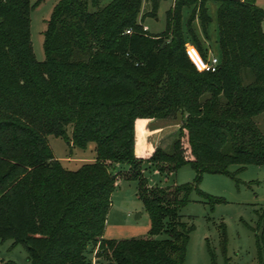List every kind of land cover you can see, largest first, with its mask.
Returning <instances> with one entry per match:
<instances>
[{
    "label": "trees",
    "instance_id": "trees-1",
    "mask_svg": "<svg viewBox=\"0 0 264 264\" xmlns=\"http://www.w3.org/2000/svg\"><path fill=\"white\" fill-rule=\"evenodd\" d=\"M32 1L0 0V238L24 244L31 264H185L194 225L180 211L203 174L264 164L255 120L264 112V10L255 0H219L221 63L201 72L185 51L183 9L192 8L187 32L207 58L193 21L199 16L206 33L208 0H175L160 33L139 22L143 0H59L44 60L33 49ZM149 1L157 16L161 0ZM179 115L171 152L136 155L137 118ZM49 135L71 148L95 143L94 160L66 167ZM186 164L197 173L193 184H152L146 173L149 166L170 175ZM123 181L137 182L151 228L105 238ZM221 242L226 250L225 227ZM258 248L264 264V231Z\"/></svg>",
    "mask_w": 264,
    "mask_h": 264
},
{
    "label": "rangeland",
    "instance_id": "rangeland-1",
    "mask_svg": "<svg viewBox=\"0 0 264 264\" xmlns=\"http://www.w3.org/2000/svg\"><path fill=\"white\" fill-rule=\"evenodd\" d=\"M59 0L32 1L31 39L35 56L38 60L45 59L44 31ZM175 0H161L157 16L149 15L152 2L143 0L138 16L139 22L148 28L150 33L163 32L167 27V11ZM257 6L264 10V0H255ZM207 7L211 21L205 30L199 16L193 21V28L202 42L209 49V55H219L218 10L219 0H208ZM192 8L183 9V28L186 32L187 44H194L187 32ZM264 28V22H263ZM195 45V44H194ZM183 115L177 118L159 119L168 123L163 139L158 146L172 151V144L178 137ZM257 124L264 129V112L255 118ZM71 129H69V133ZM49 142L55 155L70 169H77L83 163L95 158V143L87 148L73 147L55 135H49ZM230 171L234 174L212 173L203 174L198 189L191 191L190 201L181 208L184 221L194 225L187 246L185 264H258V238L263 237L264 222L260 214L264 210V164H248L240 169L233 164ZM152 184L178 183L180 185L196 182L197 173L192 165L186 164L170 175H162L158 171L146 168ZM211 198L222 201L212 204ZM109 216L107 237L124 238L146 235L151 228V219L143 202L137 196V182L123 181L118 184L114 195V205ZM108 222V220H107ZM225 227L227 249L221 242V232ZM0 264H31L28 260L27 248L12 239L0 238Z\"/></svg>",
    "mask_w": 264,
    "mask_h": 264
},
{
    "label": "crops",
    "instance_id": "crops-1",
    "mask_svg": "<svg viewBox=\"0 0 264 264\" xmlns=\"http://www.w3.org/2000/svg\"><path fill=\"white\" fill-rule=\"evenodd\" d=\"M208 56L209 55V49H207ZM218 57L221 56V51H220V56L216 55ZM168 123H162L160 122L159 119H154V118H137L135 121V153L137 156H142V157H148L150 156L156 147L161 143V140L164 138L163 134L166 130ZM94 160V158L92 159ZM114 195L115 191L113 193L112 197V207L109 212V216L111 215L110 213L112 212V208L114 205ZM108 216V222L106 225V231H105V238L107 237V229H108V223H109V217ZM112 238V237H111Z\"/></svg>",
    "mask_w": 264,
    "mask_h": 264
},
{
    "label": "built area",
    "instance_id": "built-area-1",
    "mask_svg": "<svg viewBox=\"0 0 264 264\" xmlns=\"http://www.w3.org/2000/svg\"><path fill=\"white\" fill-rule=\"evenodd\" d=\"M144 29L148 30L146 26H144ZM127 33H131V29H128ZM185 51L198 71L215 72L221 63L220 57L216 55L208 56L207 58H205L198 47L194 44H186Z\"/></svg>",
    "mask_w": 264,
    "mask_h": 264
}]
</instances>
